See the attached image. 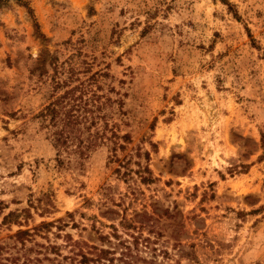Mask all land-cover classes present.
<instances>
[{
  "label": "rangeland",
  "instance_id": "374dc122",
  "mask_svg": "<svg viewBox=\"0 0 264 264\" xmlns=\"http://www.w3.org/2000/svg\"><path fill=\"white\" fill-rule=\"evenodd\" d=\"M0 264H264V0H0Z\"/></svg>",
  "mask_w": 264,
  "mask_h": 264
},
{
  "label": "trees",
  "instance_id": "16d2710c",
  "mask_svg": "<svg viewBox=\"0 0 264 264\" xmlns=\"http://www.w3.org/2000/svg\"><path fill=\"white\" fill-rule=\"evenodd\" d=\"M77 99L75 100L78 102L73 105L76 109L73 111L67 110L64 104H61V100L57 99L55 103L48 105L42 113V117L48 120V126L54 128L55 146L68 155L78 153L84 156L98 145L108 143L111 144L113 158H118L117 150L125 147L121 140H131V136L129 134L122 136L113 129L109 135L105 129L98 127L101 117L91 113L89 101H85L83 95ZM145 169L150 170L149 167ZM28 234V231L21 230L18 231L16 237L20 241H24V237Z\"/></svg>",
  "mask_w": 264,
  "mask_h": 264
}]
</instances>
